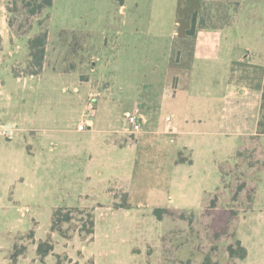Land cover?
Masks as SVG:
<instances>
[{
	"label": "rangeland",
	"instance_id": "obj_1",
	"mask_svg": "<svg viewBox=\"0 0 264 264\" xmlns=\"http://www.w3.org/2000/svg\"><path fill=\"white\" fill-rule=\"evenodd\" d=\"M235 1L203 0L196 11L197 24L202 22L207 26L219 28L232 25L237 18ZM1 5H4L13 36H4L2 44L0 40V126H12L13 136L11 140H7L5 135H0V160H5L11 154L14 155L16 163L0 162V264H9L6 255L12 249V239L10 240L7 233H27L33 228L35 242L31 244L28 233H18L13 237L17 241L14 246L16 251L25 248V253L27 252L25 257L20 259L21 264H73L66 255L57 257V262L54 255L48 256L44 263L37 259V245L40 240H47L48 235L52 236L51 243L56 253L67 251L70 254L75 250L74 242L70 241L66 245L67 242L58 233H50L53 209L66 206L83 207L93 202L109 205L112 198L108 189H118L124 185V179L118 175L121 170L117 168L112 170L106 180H87L80 175V171L86 169L88 164V153L93 161L100 158L97 156L98 149L94 142L90 146L85 144L86 137L91 140L94 137L97 140L100 136L92 134L87 127L83 132L77 131V126L82 121L77 107L86 101L87 96L94 93L101 94L95 107L98 102H104L112 95L120 98H145L147 89H141V84H148L153 75L152 71L158 72V69L154 68L170 53V44L180 43L187 46L188 43L183 38L190 36L188 30L191 28L197 0H125L121 7L115 0H53L50 8L35 17L27 14L22 0H16V3L0 0ZM254 27L259 36L240 33H232L229 36H234L233 41H237L239 45H249L259 55L264 50V15ZM248 29L250 30L251 26ZM40 31H46L50 37L47 69L40 76L26 75L17 78L14 71L23 70L28 59V43L22 37L32 38ZM193 36L220 35L217 31L199 30ZM239 36H243L241 41L237 39ZM239 53L240 50L235 48L232 55L237 57ZM250 61L249 66L255 73L260 69L262 79L264 64L258 57ZM92 63H95L96 71L89 72ZM173 64L174 62L168 69L170 80L177 71ZM227 70L223 67L221 76H218V81L223 87L226 85ZM63 72H66V75L59 76ZM79 79L80 82H88L86 90L85 87L79 86ZM129 81L134 82L137 89L129 88ZM261 91L262 86L249 95V108L254 106V117L248 120L246 130L252 131L256 127ZM236 94L235 100L233 103L229 101V105L236 104V100L240 98L238 93ZM160 95L161 90H154L151 97L155 102L153 105L160 102ZM83 113L86 114V111ZM171 114L170 107L161 105L157 113L154 111L151 119L141 125V131L147 132L142 137L135 135L133 143L139 147L140 153L134 166V182L137 180L138 183L145 182L142 185L152 186L153 182H150L149 176L156 175L154 165L159 162L156 154L158 150L163 151L164 157L173 149L189 157V153L179 148L183 136L160 133L164 130L166 115ZM206 115L210 118L215 114L207 111ZM262 115L264 116V110ZM97 116L95 112L88 113V117L93 121ZM117 118L116 127L122 126V117ZM176 119L177 116H173L172 123ZM102 122L103 120L98 127L106 128L107 120L101 125ZM262 122L264 125V119ZM208 125L211 128H204L198 122L189 123L187 126L189 131L194 129L206 132L205 138L210 139V142H207L197 134L187 137L199 147L198 154L190 155L194 159L191 171L197 180V190H201L199 196H196L195 192L191 197L190 203L195 212H200L203 197L211 196L218 186H230L234 177H239L241 172L248 170L245 165L236 168L235 154L243 145L244 138L239 135L219 136L216 133L225 129L212 126L211 123ZM4 127L0 130L2 133L6 131ZM66 140L68 145L64 144ZM259 142L263 145L264 137ZM141 151L148 153L142 154ZM226 161L229 162L223 165L224 172L220 175L219 165ZM154 183L157 185L156 181ZM226 191L229 195V190ZM170 194L175 195V192H159V202L138 195L130 197L132 208L128 215L123 209L112 212L108 209L94 210V220L98 227L96 240L111 242L128 236L136 238L138 234H143L147 239L154 241L153 246H157V235L160 231L177 228L179 234L174 239L173 247L180 250L178 254L171 252L166 257L168 262L165 264H175L177 260L184 261L189 257L192 264H200L205 255H209L213 262L226 264L228 255L225 244L217 243L215 249L210 250L213 243L206 239L199 216L194 217L189 229L185 223L175 225L168 219L164 222L156 221L153 211L157 203L166 205ZM124 196L120 191L115 192V197L119 198L117 202L121 205H125ZM221 205L230 204L222 200ZM23 208H27L28 213L21 217L19 210ZM83 210L91 212L90 208ZM64 214L65 211L61 213L62 216ZM141 216L143 219L139 224ZM70 217L68 223H59L62 230L84 239V235L79 234V229L88 220L85 213H71ZM33 220L37 223L35 227ZM184 221L187 222L188 218ZM242 224L245 229L264 224V172L259 175L253 208L246 214ZM111 227L116 231L115 234H109ZM25 245H28V248ZM160 250L161 248L159 254ZM154 251L149 249V254ZM13 252L14 248L11 254ZM146 258L145 254L137 256L133 263L158 264L156 255L149 259L150 261Z\"/></svg>",
	"mask_w": 264,
	"mask_h": 264
},
{
	"label": "crops",
	"instance_id": "obj_2",
	"mask_svg": "<svg viewBox=\"0 0 264 264\" xmlns=\"http://www.w3.org/2000/svg\"><path fill=\"white\" fill-rule=\"evenodd\" d=\"M202 1L203 0H197L194 13L199 9ZM0 12L2 13V16L0 17V40L2 44L4 36H13V32L11 31V28L8 24V18L4 11V5L0 6ZM236 15V21L232 25L220 28H197L195 31L196 34V32L199 30H212L217 31L220 36H184L183 40L188 43L187 46L180 43L170 44V53L167 55V57H165L166 59H161L158 67L156 66L154 68V70L158 69V72L152 71L151 74L153 75L151 76L150 80L148 81L146 79L148 84H145L144 82L141 84V89H147L145 91V98H138V96L120 98L112 95L111 97L106 98L104 102H98V105L95 107L97 100L101 97V94L94 93L93 95L95 97L92 99L93 102L91 104V108L88 106V103L89 96L92 94L86 97V101H84V103H80L78 105L77 112H79L80 118H82L81 122H86L88 124L87 129L92 134L96 135L97 137L100 136V138L97 140L94 137L92 140L89 137H86L85 144L90 146L94 142L98 149L97 156L100 158H97L95 161H93L92 156L90 153H88V164L86 165V169L80 171V175L83 179L87 180H90L91 178H96L97 180H106L108 177H110L109 174L112 172V170L117 168L121 170V173L118 175H120L121 179H124V185L118 189H108V194L112 198V203L109 205H102L100 203L93 202L92 204L83 207L66 206L57 208H90L93 218L94 210L99 209H108L111 212L112 210L123 209L125 214L128 215L130 209L132 208V204L129 203L130 197L138 195L147 199L153 198L155 201L159 202V192L161 193L164 190H171L175 192V195L170 194L167 204L161 205L157 203L156 208L178 210L188 215L193 214L194 216H200L202 214V202L203 199L207 197H203L201 200L200 212H195L193 210V205L190 203L191 197L195 192L196 196L201 194V190H197V180L194 179L191 171V168L194 166V159L190 157L192 154L199 153V151H197L199 147L195 145L192 139L187 137L197 134L202 136L207 142H210V139L205 138L207 134L206 132L194 131V129L189 131L187 126L189 123L198 122L199 125L204 128H211L208 125L211 123L212 126H219V128L225 129L224 131L217 132V135L222 137H227L229 135H239L244 138L245 143L248 137L256 135L257 126L261 116L260 99V104L257 105L256 127L252 131L246 130L248 120L251 117H254V106L252 105V108H249V95L256 91V89L259 87L262 86L263 88L264 84V77L262 79L260 78V69L255 73L253 68L249 66V63H251L250 60H252V58L255 59L258 57L259 61L264 64V50L263 53L257 55V52H254V49H252L249 45H239L237 41H233L235 40L234 36L229 35L232 33H240L248 36L254 34L259 36L258 32L255 30L254 24L257 25L260 23V20H262L264 15V0H238ZM249 26H251L250 30L248 29ZM258 36L256 37L258 38ZM22 38H25L27 43L30 39L28 36H24ZM49 39L50 37L48 36L45 50L44 71L47 69L48 65L47 57ZM237 39H240L241 41L243 36H239ZM235 48L240 50V53L237 57L232 55ZM173 62V65L177 67V71L173 73L170 80L168 69L169 65H171ZM227 64L228 66L226 67ZM223 67L225 71L228 69L225 77L226 85L224 87L222 83H219L218 81V76H221ZM94 71H96L95 63H92V68L89 69V72ZM65 73L66 72H63V74H59V76L66 75ZM201 74L205 75L203 76ZM113 78H115V75ZM208 78L210 80H207ZM140 82L141 81H139V84ZM78 83L79 86L85 87L86 90L88 82H80L79 79ZM133 83L129 81L127 86L129 88L137 89V86ZM75 88L78 89V87ZM154 90H161L160 102L155 105H153L155 102H153L151 98L153 96ZM236 93H238L240 98L236 100V104L229 105V101L233 103L235 100V95H237ZM120 105L123 106L120 107ZM161 105L164 107H170L172 114L166 115L165 127L160 133H175L183 136V141L181 142L179 148L183 149L185 153H189V157L185 156L183 152H180L176 149H173L172 152H169L166 157H164L163 151H156L159 162H155V165L153 164L156 175L154 177L149 176L150 182H153V184L151 187H148L142 185L145 184V182L138 183L137 180L134 182L133 179L135 162H137L140 153V149L139 147L135 146L136 144L133 143V139L135 138V135L142 137V135L147 132L141 131V125L146 124L153 116L154 111L157 113ZM84 111H86V114L83 113ZM207 111H212L215 115H211L209 118L206 115ZM93 112L98 114L97 119L94 121L88 117V113ZM249 112H252V114L250 115ZM127 115H135L138 117L140 126V130L138 132L132 134L130 127L125 124V118ZM118 116L122 117L123 125L116 127ZM173 116H177V119L174 121V123H172ZM101 120H103L101 125L105 120H107L108 123L106 128L98 127ZM96 124L97 128L94 129ZM2 127L4 126L1 125L0 130ZM4 128L6 131L3 133L0 131V135H5L7 140H11L13 136L11 129L13 127L6 126ZM68 140L64 142L65 145H68ZM135 141L137 143V140ZM152 152L155 153L154 151H150V153ZM143 153H148V151L142 152V154ZM66 157L68 158L71 156ZM0 162L12 164L16 163V160L14 155L9 154L5 160H0ZM227 162L229 161L219 165L220 175V168ZM114 176L115 175H111V177ZM155 181L157 185H155ZM131 185L134 186L132 187ZM218 188L219 186L215 189V191ZM116 191H120L125 195V205H121L119 202H117L119 198L115 197ZM194 198L196 199L195 196ZM115 204L117 207H115ZM57 208H54L53 210ZM252 208L240 216L236 227L235 236L246 250V257L241 261V264H264V224L254 225L251 229H245L242 226L246 214L249 213ZM21 210L22 209L19 210L20 216L24 217L25 215H21ZM142 219L143 217L141 216L139 224L142 222ZM164 220L156 219L158 222H164ZM51 224L50 233H57L51 231ZM36 225L37 223L35 220H33V227ZM171 229L172 228H169L165 232H163V230L159 232L157 235V241L159 244L157 246H153L154 241L147 239V237H145L143 234H138L136 238H131V236H128L118 240L116 239L111 242H98V240H96L98 227L94 220V233L92 240L82 239L79 235L72 236L71 239H64L59 235L64 241L67 242L66 245H68L70 241L74 242L75 247L73 248L75 250L70 254L67 253V251L56 253L54 251V245L52 244L53 251L43 258H40L37 255V259L39 262L44 263V260L48 256L54 255L56 256L57 262V257L66 255L70 260H72L73 264H87L89 261L91 264H134L133 261L137 256H142L145 254L147 256V261H150L151 258L156 255L158 258V264H162V254H159V249L162 247L163 236ZM30 231H33L34 235L32 240L30 239L29 244L35 242L34 228L29 230L27 233ZM18 233L22 232H17V234ZM27 233L23 232L22 234ZM115 233L116 231L114 228L109 230V234ZM17 234L7 233V236H10V240L12 239V249H10L6 255V259L9 264H12L9 256L13 251L14 246L17 244V241L14 240V236ZM51 238L52 236L48 235L47 240L52 241ZM39 242L44 241L40 240ZM27 246L25 245V247ZM149 249H153V251H155L149 254ZM178 253L179 252L176 254ZM26 254L27 252H24L23 255L19 256L16 264H21L19 261L20 259L24 258Z\"/></svg>",
	"mask_w": 264,
	"mask_h": 264
},
{
	"label": "trees",
	"instance_id": "obj_3",
	"mask_svg": "<svg viewBox=\"0 0 264 264\" xmlns=\"http://www.w3.org/2000/svg\"><path fill=\"white\" fill-rule=\"evenodd\" d=\"M16 3V0H10ZM119 3L120 7L124 4L125 0H115ZM23 6L27 14L31 17L39 15L43 10L52 6L53 0H22ZM238 5V0L235 2ZM196 12L192 15L191 28L188 34L193 36L197 28H219L210 27L204 23L197 24ZM199 25V26H197ZM10 28H12L9 25ZM225 27V26H224ZM48 34L46 31H40L28 40V61L23 70H15V76H39L44 72V61L46 53ZM264 110V84L261 94V116L257 126V133L254 136L248 137L243 146L236 152L235 159L237 161L236 168L245 165L248 170L241 172L239 177H234L232 184L228 187L218 188L213 195L204 198L202 202V214L199 216L202 221L204 232H206V239H209L213 245L210 250L215 249L217 243L225 244V251L228 255L226 264H241V261L246 257V250L241 245L240 241L235 236L236 227L240 216L249 211L254 203L255 195L257 192V184L259 181L260 173L264 172V144H260V139L264 137L263 114ZM258 146L254 148V146ZM221 173L224 172V167L220 168ZM249 171V172H248ZM229 190V195L226 190ZM229 197H228V196ZM230 204L229 206L221 205V202ZM65 211L64 216L61 213ZM243 212V213H241ZM71 213H85L88 218L86 224L81 226L79 234L84 235V239L92 240L94 233V218L92 211L79 209V208H57L52 213L51 231L57 232L64 239H71L72 235L67 234L62 230L59 223H68L71 220ZM157 220L168 219L175 225L185 223L189 229L194 222L193 214H186L184 212L156 208L153 211ZM188 215V217H186ZM185 218L188 221L185 222ZM179 231L172 229L167 232L162 238V264L168 262L167 256L172 252H179L180 249L173 247L175 237H178ZM29 239L33 238V231L28 233ZM16 246V245H15ZM175 248V249H174ZM190 249V248H187ZM25 248L22 251H16L10 254L9 258L12 264H16L19 256L23 255ZM200 250V249H197ZM53 251V245L50 240L39 242L37 245V255L40 258L47 256ZM190 256V254H189ZM175 264H192L191 258L187 260H177ZM200 264H218L213 262L209 255H205Z\"/></svg>",
	"mask_w": 264,
	"mask_h": 264
},
{
	"label": "built area",
	"instance_id": "obj_4",
	"mask_svg": "<svg viewBox=\"0 0 264 264\" xmlns=\"http://www.w3.org/2000/svg\"><path fill=\"white\" fill-rule=\"evenodd\" d=\"M95 96L94 95H90L89 96V103H88V106L91 108V104L93 102V98ZM168 119V118H167ZM125 124L127 126L130 127V130H131V133H135V132H138L140 130V126H139V120H138V117L135 116V115H127L126 118H125ZM88 126V124L86 122H81L78 124L77 126V130L78 131H83L85 130V128ZM8 133V132H7ZM8 136V135H7ZM26 213H28V209L27 208H23L21 210V215H25Z\"/></svg>",
	"mask_w": 264,
	"mask_h": 264
}]
</instances>
